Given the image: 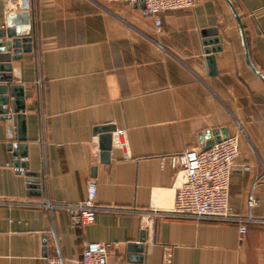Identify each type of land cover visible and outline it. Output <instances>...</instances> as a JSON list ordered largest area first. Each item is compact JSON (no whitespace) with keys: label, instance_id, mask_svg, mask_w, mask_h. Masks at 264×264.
Masks as SVG:
<instances>
[{"label":"crops","instance_id":"crops-1","mask_svg":"<svg viewBox=\"0 0 264 264\" xmlns=\"http://www.w3.org/2000/svg\"><path fill=\"white\" fill-rule=\"evenodd\" d=\"M228 1L257 75L225 0L161 13L160 33L138 4L25 0L6 12L0 0V28L9 12L32 18L35 54L11 62L12 84L24 93L20 162L42 175L41 194H30L8 147L14 128L0 119V264L50 256L77 264L91 243L108 245V264H130L128 246L143 235L140 264H264V0ZM213 29L221 50L209 76L202 32ZM107 124L115 130L102 163L94 130ZM222 129L239 140L228 203L259 220L243 235L236 223L169 214L176 182L160 159L200 148V135ZM89 180L106 208L89 226L72 228L64 210L33 205L82 202Z\"/></svg>","mask_w":264,"mask_h":264},{"label":"built area","instance_id":"built-area-1","mask_svg":"<svg viewBox=\"0 0 264 264\" xmlns=\"http://www.w3.org/2000/svg\"><path fill=\"white\" fill-rule=\"evenodd\" d=\"M25 0H2L4 10L20 5ZM106 3L120 2L127 5L143 4V15L152 18L156 33H160L159 15L164 12L186 10L193 7L194 0H102ZM239 140L236 135H228L214 142L209 148L189 149L178 155L160 159L161 166L168 160L174 172L176 189L174 202L169 214L194 221L209 220L239 224V234L246 231L244 224L257 223L259 220L237 216L228 203L229 181L237 168ZM97 188L93 180L87 181L85 198L75 204H55L48 201L33 204L47 212L64 210L72 228L89 226L98 211L106 210L96 204ZM257 201L250 195L247 207L251 210ZM261 222V221H260ZM108 245L88 244L81 253L77 264H108ZM46 264H62L60 256L46 258Z\"/></svg>","mask_w":264,"mask_h":264},{"label":"water","instance_id":"water-1","mask_svg":"<svg viewBox=\"0 0 264 264\" xmlns=\"http://www.w3.org/2000/svg\"><path fill=\"white\" fill-rule=\"evenodd\" d=\"M228 4L235 20L238 25L242 43L245 50V60L252 72L257 75L256 70L253 68L244 40V33L242 24L237 16L232 4L225 0ZM136 5V4H135ZM143 8L141 2L138 3ZM6 26L0 28V83H7L0 85V119L11 123L14 128L13 142L8 144L14 157L19 160L14 162V166L23 171L24 176L27 178L30 194L40 195L42 188V175L39 172L28 171L26 162H20V159L27 157L26 153V134H25V111L24 106V93L22 85L12 84L13 73L11 62L21 59L23 53L35 54L33 24L31 14L27 11L9 12L6 15ZM205 56V64L209 76L216 75V67L214 63V54L221 50V36L218 35L217 30H206L202 32ZM11 99V101H10ZM10 106V107H9ZM115 130L113 125L107 124L95 128V133L98 134V147L100 150L101 162L108 161V154L111 149V133ZM228 132L225 129L221 131L206 132L199 136V147L201 149L209 148L214 142H218L221 138H226ZM204 140H207L204 144ZM144 236V235H143ZM141 237L139 244H130L128 251V262L130 264L142 263V256L140 255L144 247V237ZM137 253V254H136Z\"/></svg>","mask_w":264,"mask_h":264}]
</instances>
